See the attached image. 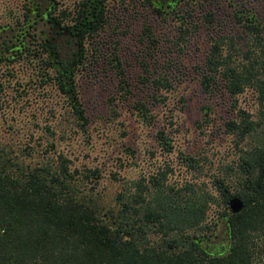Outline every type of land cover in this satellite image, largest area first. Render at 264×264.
I'll list each match as a JSON object with an SVG mask.
<instances>
[{
    "label": "trees",
    "instance_id": "trees-1",
    "mask_svg": "<svg viewBox=\"0 0 264 264\" xmlns=\"http://www.w3.org/2000/svg\"><path fill=\"white\" fill-rule=\"evenodd\" d=\"M52 1L48 20L75 36L76 54H82L86 36L99 41L96 33L106 28L109 0H76L64 7ZM147 1L164 16L177 14L189 3ZM209 13L205 17L211 22ZM36 15L38 6L28 4L24 15L14 19L9 37L0 34V61L39 53L42 83L58 88L77 124L85 127L89 118L73 76V65L81 59L61 66L53 47L42 41L29 53L38 34ZM232 16L239 33L211 35L199 69L202 90H222L235 109V116L224 121L226 132L236 143L251 139L228 172L212 175L213 186L195 177L172 181V167L160 163L146 176L123 181L112 202L105 204L85 190L88 178L95 184L101 176L98 167L71 168L62 153L57 160L23 165L0 149V264H264V14L238 2ZM110 60H115L122 96L128 98L130 81L118 54ZM140 79L151 87L150 97L136 99L131 106L142 121L151 123L155 115L149 102L165 97L160 92L172 83L166 73L152 78L147 73ZM248 90L259 105L256 113L239 105V97ZM210 109L209 103L202 105L205 116ZM155 139L160 150L172 151L165 125L155 131ZM128 150L134 153V148ZM184 161L189 169L197 166L195 157L185 156ZM233 196L242 200L238 210L230 208ZM220 222L225 236L216 240Z\"/></svg>",
    "mask_w": 264,
    "mask_h": 264
},
{
    "label": "rangeland",
    "instance_id": "rangeland-1",
    "mask_svg": "<svg viewBox=\"0 0 264 264\" xmlns=\"http://www.w3.org/2000/svg\"><path fill=\"white\" fill-rule=\"evenodd\" d=\"M57 1L58 7H64L76 0ZM51 2L0 0V34L9 37L14 19L24 15L28 4L37 5L39 36L31 41L29 53L41 47L42 41L53 47L61 66L81 59L73 65L74 84L89 121L85 127L79 126L58 88L51 82L42 83L37 69L39 53H27L13 62L0 61V149L23 165L46 158L57 160L62 153L71 168L98 167L101 176L95 184L88 178L85 190L105 204L112 202L123 181L146 176L160 163L172 167V181L195 177L213 186L212 175L228 172L227 167L251 139L236 143L226 132L224 121L235 116V109L222 90L215 94L202 90L199 69L211 35L239 33L232 16L236 3L261 15L264 0H189L177 14L165 16L154 11L147 0H109L105 30L96 33L98 42L93 43L92 35L86 36L80 55L75 53L78 45L70 30L59 32V25L48 20ZM209 12L214 17L211 22L205 17L211 16ZM114 52L130 81L128 98L122 96L115 60H110ZM147 73L151 78L166 73L172 83L160 92L165 97L149 102L155 115L151 123L142 121L131 106L136 99L150 97L151 87L140 79ZM205 103L211 105L208 116L202 110ZM239 105L253 113L259 106L249 90L239 97ZM163 125L173 144L167 153L155 139V131ZM185 156L195 157L194 169L186 166ZM212 214L210 211L209 216ZM216 233V240L225 236L222 222Z\"/></svg>",
    "mask_w": 264,
    "mask_h": 264
},
{
    "label": "water",
    "instance_id": "water-1",
    "mask_svg": "<svg viewBox=\"0 0 264 264\" xmlns=\"http://www.w3.org/2000/svg\"><path fill=\"white\" fill-rule=\"evenodd\" d=\"M229 205L232 210H238L242 207V200L237 196H233L229 200Z\"/></svg>",
    "mask_w": 264,
    "mask_h": 264
},
{
    "label": "flooded vegetation",
    "instance_id": "flooded-vegetation-1",
    "mask_svg": "<svg viewBox=\"0 0 264 264\" xmlns=\"http://www.w3.org/2000/svg\"><path fill=\"white\" fill-rule=\"evenodd\" d=\"M66 29H67L66 27H60V26L58 27L59 32L65 31Z\"/></svg>",
    "mask_w": 264,
    "mask_h": 264
}]
</instances>
